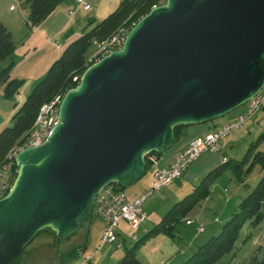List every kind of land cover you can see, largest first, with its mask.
<instances>
[{
  "label": "water",
  "instance_id": "obj_1",
  "mask_svg": "<svg viewBox=\"0 0 264 264\" xmlns=\"http://www.w3.org/2000/svg\"><path fill=\"white\" fill-rule=\"evenodd\" d=\"M126 37L63 96L44 144L18 152L0 199V264L42 230L73 235L99 190L137 183L176 126L226 116L264 88V0H166Z\"/></svg>",
  "mask_w": 264,
  "mask_h": 264
},
{
  "label": "rangeland",
  "instance_id": "obj_2",
  "mask_svg": "<svg viewBox=\"0 0 264 264\" xmlns=\"http://www.w3.org/2000/svg\"><path fill=\"white\" fill-rule=\"evenodd\" d=\"M87 1L90 4V10L79 7L77 0H63L58 4L50 14L52 18L43 19L47 20L43 25L48 29L49 38L47 39L40 25L32 27L27 22L30 16L29 8L23 0H0V22L10 31L12 41L15 42L13 53L15 67L9 72V77L25 81L19 93L12 99L4 97L3 82H0V131L12 124L10 117L16 111L14 104L16 102L20 104L29 96L33 85L41 81L51 67V63L62 55L66 45L114 12L123 0ZM10 6H13V9ZM58 29L61 33L53 36ZM97 48V44L93 43L85 55L91 64L95 61L93 55L97 53ZM7 63L8 60L0 62V72ZM244 124L241 129H232L223 140L224 149H221L217 165L223 158L242 159L250 143L256 141L260 133L264 131V109L259 110L253 119H248ZM258 149H264V141L260 143ZM209 155L219 156V154L204 153L192 165L201 166L204 157ZM214 168L216 167L213 166L211 169ZM153 169L154 167H150L137 183L125 187L123 192L130 197L134 194L138 195L140 189L150 182L149 177ZM211 169L205 171L194 185L200 183ZM262 173L261 166L255 164L244 174L245 181L241 184L233 177L230 170L223 172L216 182L209 185L211 191L208 195L209 201L204 200L194 207V209L198 208L196 210L200 212L199 216L194 217L196 214L192 213V209L187 214L186 220L177 226L176 236L173 239L169 235L160 234L146 240L136 252L137 259L141 264H181L209 237L219 234L221 225L228 220L227 217H230L231 212L238 208L240 199L251 192ZM180 180L179 183L174 184V182L172 187L163 192L158 191L152 198L146 199L143 203L146 219L138 228H131L128 224L120 225L118 242H122L121 246L106 244L99 252L94 253L100 246L104 222L91 213L82 220V226L66 238L60 239L49 230L40 231L35 235L34 240L25 246L24 253L19 256L15 264H119L127 248H131L134 244L135 240L131 239L132 236L136 235L137 240L143 237L147 230L160 221L165 212L172 207L173 202L191 193L194 185L189 191L183 192L184 194L177 200H171L170 190L176 188L177 184L187 181L185 178ZM262 212L264 214V207ZM196 218L200 219L199 224L203 225L204 233L195 231L196 223L192 226L186 224L187 219ZM262 248H264V220L256 228L249 222H245L237 238L236 247L232 253L223 256L222 264H244L254 253L261 255ZM88 258H91L90 261Z\"/></svg>",
  "mask_w": 264,
  "mask_h": 264
},
{
  "label": "trees",
  "instance_id": "obj_3",
  "mask_svg": "<svg viewBox=\"0 0 264 264\" xmlns=\"http://www.w3.org/2000/svg\"><path fill=\"white\" fill-rule=\"evenodd\" d=\"M23 1L29 8L30 16L27 22L33 27L35 25L38 26L43 19L47 18L63 0ZM165 3L166 0H123L114 12L98 22L92 29L84 32L79 38L68 43L62 51V55L51 63V67L47 70L44 77L41 78V81L33 85L29 96L20 104L17 102L14 104L16 111L10 117L12 124L5 126L0 131V168L6 163L7 152L13 146L17 147L23 144L28 137L37 112L43 103L50 101L55 96H65L69 89L75 87L81 81L83 72L93 65L94 62L91 64L85 56L88 48L95 42L106 41L118 28L127 26L131 29L153 7L156 8ZM14 44L10 31L0 22V62L8 60V63L0 72V82H3L2 94L7 99L14 98L25 82L9 77V72L15 66L13 61ZM188 126L178 125L175 127L174 136L176 141L180 138L184 128H188ZM263 141L264 131L260 133L256 141L250 143L246 154L243 155L241 160H226L223 158L216 168L206 173L200 183L192 187L191 193L173 202L172 207L165 212L160 221L147 230L143 237L136 239L131 248H127L119 264H141L137 259L136 252L149 238L164 234L169 235L173 239L176 236L175 231L179 223L186 220L187 214L198 203H202L207 199L211 193L209 185L216 182L223 172L230 170L233 177L242 184L245 181L244 174L249 171V168L259 164L263 171L261 178L252 187L251 192L240 199L238 208L231 212L230 218L221 225L219 234L209 237L204 244L202 243L193 251L188 259L181 262V264H222L223 256L232 253L236 247L237 238L245 222H249L252 227L256 228L264 220L262 212L264 207V149H258V146ZM162 155L153 151L146 156V159H144L146 172L152 166L151 158L155 156L159 159ZM12 173L14 174L11 176V182L18 174L14 165ZM48 230L55 235L50 229L45 231ZM23 251L22 254L24 253ZM244 264H264V248H262L261 255L254 253Z\"/></svg>",
  "mask_w": 264,
  "mask_h": 264
},
{
  "label": "built area",
  "instance_id": "obj_4",
  "mask_svg": "<svg viewBox=\"0 0 264 264\" xmlns=\"http://www.w3.org/2000/svg\"><path fill=\"white\" fill-rule=\"evenodd\" d=\"M77 5L84 10H90V4L87 0H77ZM13 9V6L11 7ZM73 14L72 12H69ZM132 28V27H131ZM127 26L118 28L106 41L95 42L97 44V53L93 55L94 62L106 57L114 50L119 51L122 48L126 36L129 32ZM63 96H55L50 101L43 103L40 110H38L29 135L23 144L17 147L13 146L6 154V163L0 168V199L5 198L12 188L11 176L13 165L15 166L16 173V157L18 152L29 147H37L43 145L49 136L53 133L52 130L56 123L59 122L58 115L61 107ZM245 113L236 116L234 119L227 122V124L215 131L209 132L202 137H195L190 139L189 144L178 152L171 163L166 167H159L157 165V157L151 158L152 165L155 169L152 173L153 183L150 188H147L138 199L129 200L128 196L116 184L106 185L99 190L95 200L92 204V212L104 222L101 231V239L97 253L106 244L121 246L122 242H118L119 235H117L116 228L120 221H127L131 228H138L146 219L145 209L143 203L147 198H152L155 193L164 187H168L174 182L176 183L181 178L185 170H189L192 163L204 153L221 154L222 143L230 130L243 127L245 122L252 118L255 113L264 107V88L261 89L253 99L244 104ZM14 181V180H13ZM186 224L192 225L197 222L196 231L198 233L204 232L202 224L197 220L187 219ZM137 236H132V240H136Z\"/></svg>",
  "mask_w": 264,
  "mask_h": 264
},
{
  "label": "crops",
  "instance_id": "obj_5",
  "mask_svg": "<svg viewBox=\"0 0 264 264\" xmlns=\"http://www.w3.org/2000/svg\"><path fill=\"white\" fill-rule=\"evenodd\" d=\"M50 18H52L51 15H49L45 19H50ZM45 21H47V20H43L39 24L40 25L39 27H41L40 28L41 31H44V33L47 35V39H48L49 38L48 37V29H46V27H43ZM59 33H61V30L58 29L54 33L53 36H58L57 34H59ZM245 112H246L245 111V106L243 105V106H240V108H237V109L233 110L231 113L227 114L226 116L224 115V116H221V117H218V118L214 119V121L211 120L209 122L202 123L201 125H199V124H191V125L188 126V128H184V130L181 132V136L178 139V141H176V143L174 145H172L168 150H166L165 152H163V155L157 161V165L159 167H162V168L168 166L171 163V161L173 160V158L176 157V155L178 154V152L181 151L183 148H185V146L187 144H189L190 139L195 138V137H199L200 138V137H202L203 135H205V134H207L209 132H212L213 133V132L221 129L224 126V124L226 125L227 122H229L230 120L234 119L236 116H240V114H243ZM257 113H255L253 115V117L255 115H257ZM253 117H252V119H253ZM226 137H224V140H225ZM222 148H223V143H222ZM220 155L221 154H219V156H216V157L213 156V155L205 156L204 159H203V161H202V165L201 166L200 165H197V166H193L192 165V167H190L189 170H186L182 174L181 178H179L177 180V182L179 183L181 181L180 179H182V178L187 179V181H184V182H182L180 184H177L176 188L174 187L172 190H170L171 200H177L179 198V196H181L182 194H184L183 192H187V190L189 191V189L191 188V186H193L195 183L198 182V180H199L198 178L201 175H203V173L205 171H207L208 169H211L213 166L216 167L217 166V163L220 160ZM199 163H201V161ZM151 167H154V165H152ZM198 167L200 169L197 170L196 168H198ZM154 169H155V167H154ZM154 169H153V171H154ZM153 171L151 172V175L149 177V181L150 182H148L147 185H144L145 186L144 188L140 189V191L138 192V195L134 194L132 197H130V196H128L125 193L128 196V199L129 200L138 199V197L141 195L142 192H144L147 188H150L151 187V184L153 183V181H152L153 180V177H152ZM176 183H174V184H176ZM172 185L173 184H171L168 187H164V189L159 190V192H163L164 190L172 187ZM205 201H209V198L207 197V199H205ZM230 201H231V199H230ZM196 209H198V208H196ZM196 209H193V211H192L193 214H196L194 217H198L199 216V213H200L199 211L197 212ZM228 218H230V217H227V219ZM194 220L200 221L199 218H196ZM122 224H124V226H126L128 224V222L127 221L125 222L123 220L120 221L119 225L116 228L117 235H119L120 225H122ZM189 226H192V225H189ZM196 226H197V222L195 224V231H196ZM204 232H202V233H204ZM88 259H91V258H88ZM23 264H26V263H23Z\"/></svg>",
  "mask_w": 264,
  "mask_h": 264
}]
</instances>
